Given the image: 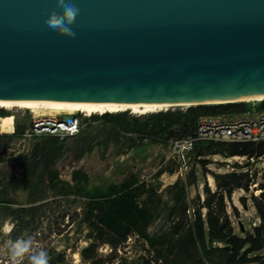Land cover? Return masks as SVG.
Instances as JSON below:
<instances>
[{
    "label": "water",
    "instance_id": "obj_1",
    "mask_svg": "<svg viewBox=\"0 0 264 264\" xmlns=\"http://www.w3.org/2000/svg\"><path fill=\"white\" fill-rule=\"evenodd\" d=\"M66 2L81 10L75 39L45 23L57 0H0V98L183 104L264 95V0Z\"/></svg>",
    "mask_w": 264,
    "mask_h": 264
},
{
    "label": "rangeland",
    "instance_id": "obj_2",
    "mask_svg": "<svg viewBox=\"0 0 264 264\" xmlns=\"http://www.w3.org/2000/svg\"><path fill=\"white\" fill-rule=\"evenodd\" d=\"M0 110L13 117L15 128L12 135H0V264H11L5 242L25 231L33 236L35 249L46 250L58 264H91L81 254L91 246H96L97 259L105 264H140L143 257L162 264H219L202 256L192 231L195 217L207 213L205 188L217 191L215 175L257 174L249 191L236 190L226 200V212L240 237L261 224L255 198L261 193L264 155L225 158L204 151L198 158L182 156L174 141L165 143L161 137L151 139L144 132L129 131L134 119L152 113L120 112L126 114V124L115 130L98 119L103 114L76 113L82 118V132L49 138L25 136L36 116L29 110ZM199 160L209 164L204 167ZM79 171L96 184L136 177L155 189L152 203L144 207V197L137 204L116 202L95 221V227L85 217V201L63 185ZM107 240L118 243L117 248ZM258 256L264 258V250Z\"/></svg>",
    "mask_w": 264,
    "mask_h": 264
},
{
    "label": "trees",
    "instance_id": "obj_3",
    "mask_svg": "<svg viewBox=\"0 0 264 264\" xmlns=\"http://www.w3.org/2000/svg\"><path fill=\"white\" fill-rule=\"evenodd\" d=\"M255 106L258 110H264V100L261 102H238L228 104L198 105L191 106L186 110L152 112L146 118L134 119L129 131L141 134L144 132L149 138L163 139L165 143L185 139L194 136L197 120L201 116H215L228 113H239ZM164 111V110H163ZM127 112V111H126ZM129 112V111H128ZM147 114V113H146ZM1 116H8L4 110H0ZM126 114L106 113L98 119L104 124H111L115 129L126 124ZM83 130L81 123L80 132ZM46 137V136H43ZM53 138L52 136H47ZM161 137V138H160ZM204 151L209 155H221L225 158L233 156H247L249 159L264 155V142L261 143H214L198 142L195 144L192 154L196 158L204 156ZM206 167L209 162L199 160ZM257 174L229 173L215 175L217 191L212 192L208 186L205 188L207 195L204 208L207 213L203 216L199 213L193 223L192 231L195 241L202 256L206 259L216 260L219 264H264V258L258 253L264 250V172L261 173L260 195L255 198V208L261 224L254 228L253 232L247 233L245 237L235 234L232 223L226 212V200H231L236 190L249 191L251 182ZM65 188L77 198L84 202V213L87 221L93 223L100 220L116 202L125 201L137 204L144 197V207L152 203L155 189L141 183L136 177L128 178L120 183L96 184L82 172H75L70 182H63ZM236 217L239 211L234 208ZM96 227V226H95ZM97 230L103 235L102 227ZM110 245L117 248L118 243L108 241ZM83 259L91 264H105L102 259H97L96 246L86 248L81 253ZM62 259V257H59ZM59 261L50 259L49 264H58ZM140 264H162L142 258Z\"/></svg>",
    "mask_w": 264,
    "mask_h": 264
},
{
    "label": "built area",
    "instance_id": "obj_4",
    "mask_svg": "<svg viewBox=\"0 0 264 264\" xmlns=\"http://www.w3.org/2000/svg\"><path fill=\"white\" fill-rule=\"evenodd\" d=\"M81 123L78 114L33 116L25 136H75L80 132ZM14 129L13 117L0 115V135H12ZM198 142H264V110L253 106L239 113L201 116L197 120L195 135L174 141V147L182 156H190Z\"/></svg>",
    "mask_w": 264,
    "mask_h": 264
},
{
    "label": "bare ground",
    "instance_id": "obj_5",
    "mask_svg": "<svg viewBox=\"0 0 264 264\" xmlns=\"http://www.w3.org/2000/svg\"><path fill=\"white\" fill-rule=\"evenodd\" d=\"M262 96H244L232 100H214L210 102H189L183 104H148V103H119V102H79L59 100H38V99H3L0 98V109H22L29 110L36 116L39 114H50L49 116L61 114L81 113L86 116L104 113H120L130 111L133 114H146L167 110L174 106L189 107L198 104H219L229 102H261ZM48 116V115H39Z\"/></svg>",
    "mask_w": 264,
    "mask_h": 264
},
{
    "label": "clouds",
    "instance_id": "obj_6",
    "mask_svg": "<svg viewBox=\"0 0 264 264\" xmlns=\"http://www.w3.org/2000/svg\"><path fill=\"white\" fill-rule=\"evenodd\" d=\"M57 7L60 11L54 10L45 21L46 25L54 35L75 39L76 32L73 31L72 26L75 25L81 10L74 3L66 2V0H57ZM5 243L11 264H24L25 258L28 264H49L50 262L49 253L44 249L36 250L34 238L27 231L15 240H7Z\"/></svg>",
    "mask_w": 264,
    "mask_h": 264
}]
</instances>
